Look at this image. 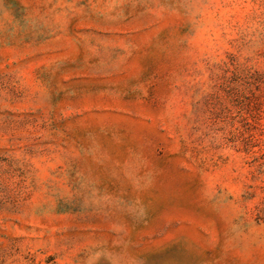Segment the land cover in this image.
<instances>
[{
    "label": "rangeland",
    "instance_id": "374dc122",
    "mask_svg": "<svg viewBox=\"0 0 264 264\" xmlns=\"http://www.w3.org/2000/svg\"><path fill=\"white\" fill-rule=\"evenodd\" d=\"M0 264H264V0H0Z\"/></svg>",
    "mask_w": 264,
    "mask_h": 264
}]
</instances>
